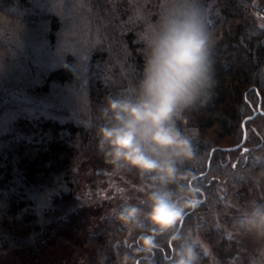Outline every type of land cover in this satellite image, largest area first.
I'll return each mask as SVG.
<instances>
[{
	"label": "trees",
	"instance_id": "trees-1",
	"mask_svg": "<svg viewBox=\"0 0 264 264\" xmlns=\"http://www.w3.org/2000/svg\"><path fill=\"white\" fill-rule=\"evenodd\" d=\"M159 2L0 0V264H174L178 242L170 233L142 219L126 242L128 226L77 193L82 170L113 168L98 148V109L131 92L140 67L134 33L155 19ZM202 4L215 41V86L179 124L189 135L198 130L195 157L180 166V186L196 203L174 231L207 244L197 264H249L236 231L246 232L237 222L248 203L264 204L253 193L264 176V4ZM67 11L83 18L64 30L65 43ZM244 129V142L225 149L242 141ZM148 238L155 247L146 253ZM65 239L87 260L66 255Z\"/></svg>",
	"mask_w": 264,
	"mask_h": 264
},
{
	"label": "clouds",
	"instance_id": "clouds-1",
	"mask_svg": "<svg viewBox=\"0 0 264 264\" xmlns=\"http://www.w3.org/2000/svg\"><path fill=\"white\" fill-rule=\"evenodd\" d=\"M210 23L202 0H160L155 19L134 33L140 67L131 92L107 97L98 109L104 121L98 148L106 162L150 182L140 201L146 210L128 204L114 215L123 225L146 219L157 233H170L178 242L174 264H197L195 239L174 231L196 203L192 190L180 186V166L194 159L198 130L189 135L179 124L188 123L185 113L209 100L215 86ZM237 226L264 237V204L244 210ZM141 246L146 253L155 247L151 238Z\"/></svg>",
	"mask_w": 264,
	"mask_h": 264
},
{
	"label": "rangeland",
	"instance_id": "rangeland-1",
	"mask_svg": "<svg viewBox=\"0 0 264 264\" xmlns=\"http://www.w3.org/2000/svg\"><path fill=\"white\" fill-rule=\"evenodd\" d=\"M253 1L258 5L264 4V0ZM65 5L66 3L63 4L64 7H66ZM68 12L70 11H67V13ZM253 14H255L258 19H261L259 12L255 11ZM82 18L83 17H81L77 11L74 14H66V17L63 19V34L59 42H68V37L64 30H74L76 26L81 25ZM80 33L79 37L82 40L83 36ZM79 182L77 193L83 204H92L97 208H101V214L104 217L114 214V210L117 212L119 209L128 206V204L146 209V205L140 204V201L144 199L146 192L151 190L149 187L150 182L147 178L142 179L135 170H116L114 168L97 169L96 171H92L91 169L82 170L79 174ZM259 192H261L260 195L264 198V176L257 190L253 193L258 194ZM125 198H127V202ZM252 203L254 204V202L247 204V209L250 208V204L252 205ZM133 229L134 226H128L126 242L131 239L134 233ZM236 234L238 243L244 251H246L247 256L249 255V264H264V237L240 231H236ZM192 238L195 239L196 251L201 248L207 253V244L201 241L197 235H193ZM61 247V250L64 251L66 255L71 256L73 259H78L79 263L87 260V256L83 254V251L70 239L62 240L60 243V248ZM207 264L214 263L211 261Z\"/></svg>",
	"mask_w": 264,
	"mask_h": 264
},
{
	"label": "water",
	"instance_id": "water-1",
	"mask_svg": "<svg viewBox=\"0 0 264 264\" xmlns=\"http://www.w3.org/2000/svg\"><path fill=\"white\" fill-rule=\"evenodd\" d=\"M245 138H246V131H245V129H244V135H243V139H242V141H241L239 144H237V145H234V146H228V147H224V148H225V149H232V148H236V147L240 146V145H241V144L244 142Z\"/></svg>",
	"mask_w": 264,
	"mask_h": 264
},
{
	"label": "bare ground",
	"instance_id": "bare-ground-1",
	"mask_svg": "<svg viewBox=\"0 0 264 264\" xmlns=\"http://www.w3.org/2000/svg\"><path fill=\"white\" fill-rule=\"evenodd\" d=\"M224 146H226V145H224ZM234 149H236V148H234ZM228 150V149H227ZM212 151H213V149H212Z\"/></svg>",
	"mask_w": 264,
	"mask_h": 264
}]
</instances>
